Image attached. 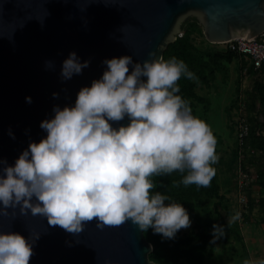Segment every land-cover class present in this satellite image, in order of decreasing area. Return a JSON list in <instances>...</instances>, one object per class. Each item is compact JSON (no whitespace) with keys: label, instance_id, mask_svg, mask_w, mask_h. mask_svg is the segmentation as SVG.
<instances>
[{"label":"clouds","instance_id":"1","mask_svg":"<svg viewBox=\"0 0 264 264\" xmlns=\"http://www.w3.org/2000/svg\"><path fill=\"white\" fill-rule=\"evenodd\" d=\"M148 55L151 59L142 62L129 54L105 57L101 76L82 86L73 104H54V115L40 121L46 136L30 141L14 163L0 158V214L7 215L9 207H19L22 214L30 210L71 234L93 218L100 228L131 218L141 230L151 226L164 238L190 226L181 202L152 191L153 177L178 170L186 173L184 185H210L219 160L217 137L180 94V77L195 78L186 62L156 58L154 51ZM90 62L91 57L82 60L71 50L62 60L60 79L81 74ZM44 66L54 69L55 60L46 59ZM126 115L127 123L113 125ZM8 134L15 138L11 127ZM240 217L237 210L230 220ZM225 229L214 223L212 240L223 237ZM40 236L0 231V264H29Z\"/></svg>","mask_w":264,"mask_h":264},{"label":"water","instance_id":"2","mask_svg":"<svg viewBox=\"0 0 264 264\" xmlns=\"http://www.w3.org/2000/svg\"><path fill=\"white\" fill-rule=\"evenodd\" d=\"M191 18L209 43L252 39L264 33V0H0V158L14 163L30 141L46 136L40 121L54 115V104H73L78 90L101 76L105 57L129 54L142 62L154 51L163 58ZM71 50L91 62L81 74L61 80L62 60ZM46 59L55 60L54 69L45 68ZM128 120L126 115L110 122ZM8 211L0 214V231L41 233L29 264H156L149 258L152 245L131 218L103 228L93 218L71 234L30 210Z\"/></svg>","mask_w":264,"mask_h":264},{"label":"trees","instance_id":"3","mask_svg":"<svg viewBox=\"0 0 264 264\" xmlns=\"http://www.w3.org/2000/svg\"><path fill=\"white\" fill-rule=\"evenodd\" d=\"M180 32L182 35H177L168 45L163 58L176 56L183 59L188 68L195 73V78L181 76L178 80L180 94L190 102L195 115V104L206 107L208 100L195 92L194 80L205 86L210 85L217 74L226 80L229 73L228 65L232 63L236 65L233 105L239 102V106L244 108L247 133L232 150V161H236L244 153H250L253 157L251 158L256 185L260 188V205L264 206V67L255 68L245 55L233 52L226 46L218 48L217 44L209 43L205 40L202 27L195 18L182 23ZM197 35L202 37L201 46H196ZM243 78L249 79V87L245 89L242 88ZM242 167L245 168V165ZM185 174L176 170L169 174L154 176L157 184L152 191L165 193L173 201L181 202L187 210L191 209L195 201L221 199L216 174L208 186L184 185L182 177ZM178 180L181 181L180 184L175 183ZM168 202L171 201H165ZM253 207L255 201L252 199L249 201L248 210L251 211ZM261 222L264 223V217ZM143 233L152 245L149 258L156 264H204L206 256L211 255L216 243V240H212L213 232L204 230L199 224H196L188 235L181 234L179 229L174 238H164L162 233L154 232L151 226L143 230Z\"/></svg>","mask_w":264,"mask_h":264},{"label":"rangeland","instance_id":"4","mask_svg":"<svg viewBox=\"0 0 264 264\" xmlns=\"http://www.w3.org/2000/svg\"><path fill=\"white\" fill-rule=\"evenodd\" d=\"M201 41L202 37L197 35L196 46H201ZM217 47L223 48V45L217 44ZM228 70L226 80L217 74L208 86L194 80L195 92L208 100L206 107L195 104L196 115L211 125L217 137L219 160L214 166L221 199L195 201L188 209L192 223L180 231L188 235L196 224L206 231H212L214 223L225 225V235L216 240L215 248L210 256H206L204 264H264V223L261 222L264 206L260 205V188L256 185L253 157L244 153L232 161V150L239 143V133L245 125V112L239 102L233 105L237 76L235 63L228 65ZM247 87L249 79L243 78L242 88ZM252 199L255 207L249 211L248 204ZM237 210L241 217L231 222L230 218Z\"/></svg>","mask_w":264,"mask_h":264},{"label":"built area","instance_id":"5","mask_svg":"<svg viewBox=\"0 0 264 264\" xmlns=\"http://www.w3.org/2000/svg\"><path fill=\"white\" fill-rule=\"evenodd\" d=\"M222 45L233 52L245 55L255 68L264 67V33L252 39H233ZM246 133L247 126L245 124L241 127L239 138L242 139Z\"/></svg>","mask_w":264,"mask_h":264}]
</instances>
